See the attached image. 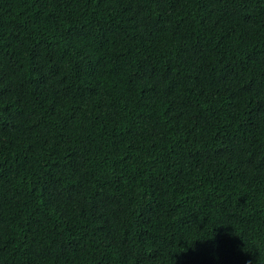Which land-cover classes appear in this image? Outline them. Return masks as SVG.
<instances>
[{"label":"trees","instance_id":"1","mask_svg":"<svg viewBox=\"0 0 264 264\" xmlns=\"http://www.w3.org/2000/svg\"><path fill=\"white\" fill-rule=\"evenodd\" d=\"M0 264H264V0H0Z\"/></svg>","mask_w":264,"mask_h":264}]
</instances>
